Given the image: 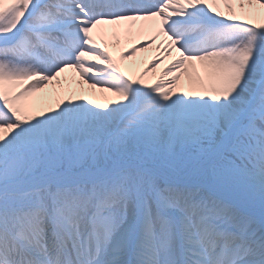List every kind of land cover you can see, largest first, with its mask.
<instances>
[{
    "label": "snow or ice",
    "instance_id": "obj_1",
    "mask_svg": "<svg viewBox=\"0 0 264 264\" xmlns=\"http://www.w3.org/2000/svg\"><path fill=\"white\" fill-rule=\"evenodd\" d=\"M0 264H264V0H0Z\"/></svg>",
    "mask_w": 264,
    "mask_h": 264
}]
</instances>
